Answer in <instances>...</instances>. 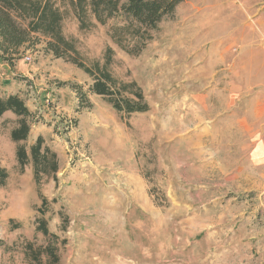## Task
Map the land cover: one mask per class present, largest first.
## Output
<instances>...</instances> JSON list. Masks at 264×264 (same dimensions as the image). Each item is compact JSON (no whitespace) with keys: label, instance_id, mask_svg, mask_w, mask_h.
<instances>
[{"label":"rangeland","instance_id":"obj_1","mask_svg":"<svg viewBox=\"0 0 264 264\" xmlns=\"http://www.w3.org/2000/svg\"><path fill=\"white\" fill-rule=\"evenodd\" d=\"M62 33L82 61L135 82L149 112L127 116L89 93L93 80L33 35L11 63L0 60V96L30 112L26 141L10 138L18 118L0 120V264L34 261L58 237L59 264H264V83L247 72L251 44L264 74V0H189L163 21L137 56L106 26L81 29L69 7ZM27 58H30L27 60ZM90 108L79 107L80 92ZM81 93V94H82ZM42 137L59 171L38 188L16 151ZM45 199V202L43 201Z\"/></svg>","mask_w":264,"mask_h":264},{"label":"trees","instance_id":"obj_2","mask_svg":"<svg viewBox=\"0 0 264 264\" xmlns=\"http://www.w3.org/2000/svg\"><path fill=\"white\" fill-rule=\"evenodd\" d=\"M58 1L72 10L82 30L96 25L106 26L117 16L122 17L124 24L111 29V40L126 54L137 56L153 40L160 24L173 18L178 6L189 0H0V60L11 63L33 39L32 36L39 35L47 39V49L57 58H67L93 80L89 89L91 95L107 99L115 111L127 116L148 113L150 108L141 88L135 82L122 84L109 72L114 55L112 48H107L103 65L95 62L88 66L82 61L74 43L62 33L66 13L57 7ZM78 92L79 107L90 108L92 104L87 94L81 90ZM6 113L18 118L17 127L10 133L12 142L26 141L31 130L29 119L32 113L24 100L13 94L0 96V120ZM16 159L22 173L32 161L33 177L38 188L44 178L55 177L59 171L57 155L44 146L42 137L30 147L29 153L24 146L18 147ZM8 177L7 171L0 167V186L5 185ZM36 231L48 238L50 243L37 249L28 243L26 253L38 263L45 256L49 264H59L57 246L52 244L58 237L49 232L43 218L37 220Z\"/></svg>","mask_w":264,"mask_h":264},{"label":"crops","instance_id":"obj_3","mask_svg":"<svg viewBox=\"0 0 264 264\" xmlns=\"http://www.w3.org/2000/svg\"><path fill=\"white\" fill-rule=\"evenodd\" d=\"M251 44L247 46H245L242 55L244 56L245 62L243 64V67H245V65L247 66V72L253 74V76L259 77L262 80V83H264V74L262 72V65L255 63L254 59V55L252 53V49H251ZM264 52V49H262Z\"/></svg>","mask_w":264,"mask_h":264},{"label":"built area","instance_id":"obj_4","mask_svg":"<svg viewBox=\"0 0 264 264\" xmlns=\"http://www.w3.org/2000/svg\"><path fill=\"white\" fill-rule=\"evenodd\" d=\"M30 58H27V60H29Z\"/></svg>","mask_w":264,"mask_h":264}]
</instances>
